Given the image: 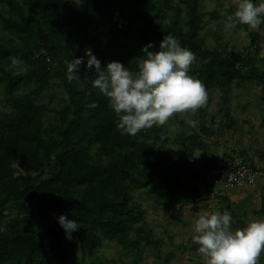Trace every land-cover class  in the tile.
Wrapping results in <instances>:
<instances>
[{"label":"trees","instance_id":"16d2710c","mask_svg":"<svg viewBox=\"0 0 264 264\" xmlns=\"http://www.w3.org/2000/svg\"><path fill=\"white\" fill-rule=\"evenodd\" d=\"M199 4L79 0L74 7L67 0H0L9 8H0L1 29L8 35L0 36V85L8 101L0 108V264H77L78 253L105 240L132 250L134 258L97 259L96 264H135L142 243L159 246L134 192L142 191L179 218L177 193L199 174L192 157L203 142L196 136L191 146L182 141L178 164L158 153L164 140L161 127L136 137L122 135L108 98L92 87L95 70L89 72L81 64L80 82L69 83L67 63L77 57L86 61L85 49H91L102 68L119 61L135 71L137 57L144 55L142 46L151 42L155 50L163 36L171 34L195 53L189 75L207 90L227 93L234 80L246 79L264 88V72L256 66L257 43L251 54L205 45L199 35L204 27ZM221 8L212 10L209 18L223 19ZM249 36L256 41L258 35ZM13 56L25 62L24 74L17 75L21 69L11 67ZM52 80L68 97L60 106L37 101ZM93 102L96 107L89 106ZM200 128L209 135L205 126ZM228 151L239 152L222 153ZM202 157L201 176L215 161ZM207 189L206 183L204 192L193 184L195 200L196 194L208 197ZM61 214L79 224L71 239L58 223Z\"/></svg>","mask_w":264,"mask_h":264},{"label":"rangeland","instance_id":"374dc122","mask_svg":"<svg viewBox=\"0 0 264 264\" xmlns=\"http://www.w3.org/2000/svg\"><path fill=\"white\" fill-rule=\"evenodd\" d=\"M67 2L76 7L79 0H67ZM173 2L178 3V0H173ZM226 5H234V0H200L199 8L203 13L204 27L200 30L199 35L204 39L205 45L209 47L223 45L228 49L250 54L257 47L256 66L264 72V24L256 31L249 30L245 25H237L233 29H228L225 27L222 18H209V13L212 10ZM180 6L184 8L182 2H180ZM0 8L9 12L6 5H0ZM184 19L185 16H182L181 21ZM249 32L258 35L256 41L250 39ZM2 35L8 36L1 29L0 24V36ZM255 43H257L256 47ZM36 51L41 52V49ZM55 82L52 80L49 87L37 98L39 103L46 106H60L68 101L65 90ZM21 89L22 87L18 90ZM207 93L206 106L192 117L196 121L195 127L188 124L186 119L179 114L161 127L164 140L157 147L158 153L160 156L164 154L171 156L172 160L178 164L182 161V141L191 146L196 136V139L203 142L201 149L193 150L192 157L200 172L190 182L186 181L184 187L179 189L176 207L180 217L178 216L179 218L176 220L170 215L168 208L156 205L152 198L142 191L134 192L135 199L139 200L146 208L145 218L153 229V237L159 240V246L157 247L142 243L141 259L137 260L135 264H207L206 258L198 252V245L192 240L194 224L199 217L195 213L198 207L208 208L207 212L221 210L224 202L222 200L219 202L220 195L215 193V196L211 195L210 197L218 198V201L214 200L210 205L209 203L201 204L202 202L198 205L195 204L197 200L192 195L194 194L193 184L197 187V190L204 192L205 174L207 172L205 171L201 176V166L204 164L202 156L214 159L216 155H220V153L231 147L239 149L245 147L249 150L252 158L253 153L264 151V130H262L261 137L257 139L255 130L252 128L253 125L243 120L247 112L251 113L250 118L254 121L264 117V88L262 84L250 79L243 82L234 80L227 93L221 92L218 88L209 89ZM7 105L5 90L0 85V108L4 109ZM231 116H234V119ZM202 126L208 129L205 132L209 135L204 134L200 128ZM220 188L221 186L217 187V189ZM189 191L191 195L188 193ZM189 196L194 199L190 200ZM6 212L8 217L12 215V212ZM118 257L131 259L134 258V254H132V250L123 249L113 240H105L99 247L93 248L84 254L78 253L75 260L77 264H96L97 259H117Z\"/></svg>","mask_w":264,"mask_h":264},{"label":"clouds","instance_id":"9594fccd","mask_svg":"<svg viewBox=\"0 0 264 264\" xmlns=\"http://www.w3.org/2000/svg\"><path fill=\"white\" fill-rule=\"evenodd\" d=\"M230 8L233 10L230 11ZM219 15L228 29L245 25L249 30L256 31L264 24V0L259 3L234 0V5L221 8ZM153 48L151 42L142 46L144 55L137 57L135 71L119 61H110L106 68H102L91 49H85L86 61L77 57L67 63L66 79L69 83H79L81 64L89 72L95 70L92 87L108 98L109 106L117 117L116 126L122 135L136 137L142 131L166 125L177 114L195 127L196 121L192 117L206 106L208 100L204 83L189 75L196 62L195 53L181 46L180 41L171 34L164 35L158 48ZM24 65L25 62L19 57H11V67L21 69L17 75L26 72ZM89 106L97 105L93 102ZM143 139L140 137L139 142H143ZM217 187L215 190L207 189L208 194H218L220 189ZM57 220L69 239L71 233L80 228L75 219L63 214ZM193 231L192 240L198 245V252L206 258L207 264H259L264 253V220H253L245 227L234 230L230 212L217 210L199 215Z\"/></svg>","mask_w":264,"mask_h":264},{"label":"crops","instance_id":"0c3cea01","mask_svg":"<svg viewBox=\"0 0 264 264\" xmlns=\"http://www.w3.org/2000/svg\"><path fill=\"white\" fill-rule=\"evenodd\" d=\"M250 112H247V115L244 116L243 120L248 121V124L253 125L252 128L255 130V136L257 139L261 137L262 130H264V117L258 118L255 121L250 118ZM234 119V116H232ZM251 128V126H250ZM251 128V129H252ZM227 150H238L239 152H244L246 157L251 158L256 165L264 170V151H257L258 153H249L245 147L241 149L237 147H231ZM253 151V150H251ZM250 154V155H249ZM209 161H213L211 158ZM191 195V192H188ZM187 193V194H188ZM219 202L222 200L224 203L221 206V212L228 211L233 217V229H240L245 227L250 221L253 220H264V173L259 176L257 181L254 184L250 185H234L231 187L220 188L218 191ZM215 196V194H213ZM212 196V197H213ZM202 198V196H201ZM203 199V200H202ZM198 198L195 202L196 205L208 204L214 202L218 198H211L210 195L204 196L203 198ZM218 201V200H217ZM209 210L206 207H198L196 215H201ZM259 264H264V253L260 257Z\"/></svg>","mask_w":264,"mask_h":264},{"label":"built area","instance_id":"2783aa9c","mask_svg":"<svg viewBox=\"0 0 264 264\" xmlns=\"http://www.w3.org/2000/svg\"><path fill=\"white\" fill-rule=\"evenodd\" d=\"M263 173L252 159L237 151H228L215 158L214 165L205 174V183L209 190H215L218 185H249Z\"/></svg>","mask_w":264,"mask_h":264}]
</instances>
